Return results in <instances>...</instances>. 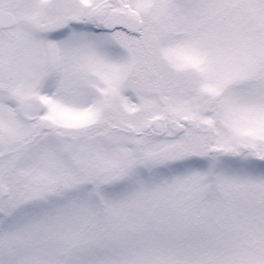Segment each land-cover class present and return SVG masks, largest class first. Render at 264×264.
<instances>
[{"label":"snow or ice","instance_id":"obj_1","mask_svg":"<svg viewBox=\"0 0 264 264\" xmlns=\"http://www.w3.org/2000/svg\"><path fill=\"white\" fill-rule=\"evenodd\" d=\"M0 264H264V0H0Z\"/></svg>","mask_w":264,"mask_h":264}]
</instances>
